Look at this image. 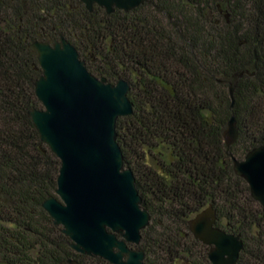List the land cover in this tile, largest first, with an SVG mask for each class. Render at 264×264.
I'll use <instances>...</instances> for the list:
<instances>
[{
  "label": "trees",
  "instance_id": "obj_1",
  "mask_svg": "<svg viewBox=\"0 0 264 264\" xmlns=\"http://www.w3.org/2000/svg\"><path fill=\"white\" fill-rule=\"evenodd\" d=\"M47 36L70 41L96 77L130 83L134 111L118 119L117 140L152 216L147 264H210L189 230L209 205L244 241L237 264H264V208L232 160L264 145V0H150L110 14L80 0H0V259L107 264L73 250L43 208L60 160L29 116L42 107L30 44Z\"/></svg>",
  "mask_w": 264,
  "mask_h": 264
},
{
  "label": "water",
  "instance_id": "obj_2",
  "mask_svg": "<svg viewBox=\"0 0 264 264\" xmlns=\"http://www.w3.org/2000/svg\"><path fill=\"white\" fill-rule=\"evenodd\" d=\"M89 11H130L150 0H80ZM30 48L42 68L35 81L41 108L29 110L41 140L60 160L55 194L43 202L53 223L62 227L77 253L101 257L112 264H146L139 245L151 214L142 205L136 177L126 167L117 140V122L134 111L130 83H115L92 74L76 47L64 36L36 40ZM230 94L234 105V87ZM234 116L224 131L226 145L238 139ZM233 169L264 208V145L252 147L243 159L233 157ZM217 211L209 205L191 218L189 230L209 246L210 264H237L244 241L217 226ZM0 264H13L0 259ZM62 264H80L67 259Z\"/></svg>",
  "mask_w": 264,
  "mask_h": 264
},
{
  "label": "flooded vegetation",
  "instance_id": "obj_3",
  "mask_svg": "<svg viewBox=\"0 0 264 264\" xmlns=\"http://www.w3.org/2000/svg\"><path fill=\"white\" fill-rule=\"evenodd\" d=\"M142 239H143V237H142ZM128 247L130 248V249H141V250H143L144 252H145V254H146V251H145V248H143V245H142V240H141V243L139 244V245H135L134 243H128ZM85 256H87V255H85ZM90 257H95V256H90ZM101 258V257H100ZM146 258H147V254H146ZM146 258H145V263L147 264V262H146ZM103 259V258H102ZM80 264H93V263H91V262H88L87 260H85L84 258L83 259H80V260H78V259H76ZM103 260H105V259H103ZM106 261V260H105ZM106 263L107 264H112V263H110V262H108V261H106Z\"/></svg>",
  "mask_w": 264,
  "mask_h": 264
}]
</instances>
